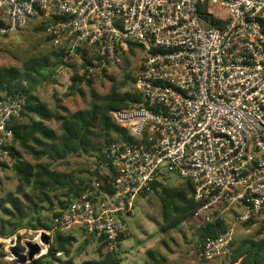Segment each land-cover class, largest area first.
<instances>
[{
    "label": "built area",
    "instance_id": "1",
    "mask_svg": "<svg viewBox=\"0 0 264 264\" xmlns=\"http://www.w3.org/2000/svg\"><path fill=\"white\" fill-rule=\"evenodd\" d=\"M217 8L223 24L212 21ZM32 23L66 62L86 55L89 75L143 53L142 101L112 112L134 141L105 147L94 169L104 179L41 232L80 228L120 250L136 200L175 176L194 188L193 220L227 225L198 247L200 261L230 256L236 229L264 215V0H0V36ZM25 106L20 93L0 99L1 160Z\"/></svg>",
    "mask_w": 264,
    "mask_h": 264
},
{
    "label": "rangeland",
    "instance_id": "2",
    "mask_svg": "<svg viewBox=\"0 0 264 264\" xmlns=\"http://www.w3.org/2000/svg\"><path fill=\"white\" fill-rule=\"evenodd\" d=\"M35 24V23H34ZM37 26L30 24L25 29L19 30L8 36H0V69H15L20 73L24 70V64L38 57H46L49 61V67L41 70L40 74H33L32 77L24 81V84L33 94L42 102L46 103L48 108L62 116L71 115L80 110L90 108L92 90L99 94L108 93L114 85L119 90H130L134 85V79L137 77L140 62L143 57L142 51L137 48L135 53L127 54L126 59L129 62L124 63L119 68L105 69L103 71L95 70L90 73L93 77L92 87L85 84L80 88L83 94L71 90L72 77L84 75L83 63L79 58L65 63L63 66H56L58 59L51 55L52 45L44 32L37 30ZM72 64L77 66V71L72 68ZM107 76V77H106ZM113 77V79L111 78ZM4 94L0 91V96ZM50 127L54 129L57 136L62 135L61 121L53 120ZM24 156L25 161L35 163V160L27 155L25 151L16 147ZM96 152L90 154H81L76 156H67L65 159L53 161L47 157L42 159L43 163L52 162V168L73 175L76 182L80 179L84 183H91L92 171L97 167ZM0 199L9 196H19L23 201L22 212L24 220L32 221L34 227L38 226V220L48 227L52 226L53 212L48 203L43 202V197L31 186H25L14 166L16 159L0 160ZM94 178V177H93ZM156 191L148 196H141L136 200L134 214L125 218L127 235L121 242L119 250L122 264H233L232 257L234 251L246 240L258 241L264 238V215L256 218L251 225H241L235 231L234 245L232 246L230 256L226 259L217 260L210 263L200 261L196 252L199 246L198 231L201 223L197 220H189L180 225L177 229L164 231L166 223L162 215L163 188L173 191L184 185L183 179L171 176L162 183ZM22 188L21 196L19 191ZM61 201H66L59 193ZM26 216V217H25ZM21 229L16 236L12 238H3L0 249V260L9 262L8 257L11 248L17 246L18 236L21 238V244L25 246L27 242L39 244L43 253L35 258V261L48 252V248L54 243L58 233L57 230L52 234L51 243L46 245L41 240V227L31 228L28 224ZM262 231V232H261ZM64 235H70L75 238L73 246L70 248L69 258L75 264H83L87 261H100L111 251L97 238L86 234L82 229L72 227L69 230L61 231ZM109 250V251H108ZM152 253L155 259L149 256ZM5 255L3 258L1 255ZM56 259V260H55ZM59 259L65 261L67 256L61 254L56 258L44 259L42 264H60ZM10 263V262H9ZM236 264H241L240 262Z\"/></svg>",
    "mask_w": 264,
    "mask_h": 264
},
{
    "label": "trees",
    "instance_id": "3",
    "mask_svg": "<svg viewBox=\"0 0 264 264\" xmlns=\"http://www.w3.org/2000/svg\"><path fill=\"white\" fill-rule=\"evenodd\" d=\"M221 15L225 17V19L223 18L224 20H221ZM226 15L228 14L224 9L217 8L214 11L212 21L223 24L226 22ZM33 25L37 26V30L45 33L41 25L37 23H33ZM48 40L50 42V37H48ZM51 55L58 59L56 66L65 65V54L63 52L52 47ZM82 63L85 69L88 64H91L86 55L82 58ZM124 63L128 64L129 62L125 59ZM71 66L77 71L75 64ZM46 67H49L48 59L46 57H38L27 61L24 64L22 73L11 68L0 69V91L4 94L0 96V99L18 93L26 97V106L23 113L20 118L13 120L11 123L15 131L11 157L16 159L14 169L22 183L25 186L32 185L33 189L43 197L41 200L49 204L53 212L52 217H56L66 210L68 203L73 197L81 195L91 187L93 177L97 176L100 179H104V177L100 175V171L97 169L92 171L91 179L89 180L91 183H84L82 179H80V182H76L72 174L57 171L52 168V162L43 163L42 159L47 157L49 160L58 161L65 159L67 156L78 157L81 154L96 152V163L99 166L101 152L105 147L116 142L134 141V138L114 121L112 112L140 103L142 98L134 85L127 91L119 90L118 86L114 85L106 94H99L92 90L90 92L91 106L89 109L80 110L68 116H62L50 110L47 104L36 97L24 84V81L29 80L33 74H40L41 70ZM85 69L84 75L75 74L72 77V91L83 94V90L80 88L81 85L85 84L88 87H92L93 77H90L89 72L85 71ZM102 74L107 75V71L104 70ZM111 78L113 79V77ZM135 82L136 78L134 79V84ZM30 115L38 117L40 121L37 122L30 118V124L22 123V119ZM53 120L61 121L62 135L60 137L57 136L54 129L45 124V122ZM16 147H19L27 155H30L35 160V163L25 161L23 154ZM183 181L184 185L173 191L165 187L163 188L164 195L161 197V201L163 220L166 223L164 231L177 229L180 225L193 219L194 211L198 207V204L194 200V188L188 181ZM161 184L156 183L154 191L158 187L163 186ZM21 192L22 188L19 191L20 196L22 195ZM59 193L67 197V200L61 201ZM23 205V201L19 196H9L5 199H0V238L8 239L16 236L21 229L28 228L25 227V224H28L33 229L41 227L46 231L52 228L44 225L41 220H38L39 225L36 227L31 225L32 221L25 223L24 216H22L24 215L22 212ZM254 220L243 225H251ZM226 229L227 225L224 221L218 224H202L198 231L199 246L204 244L208 238H214L218 234L225 232ZM57 231L59 232L60 230ZM124 239L125 237L121 236L118 244L119 247ZM98 240L108 247L103 239ZM74 242V237L64 235L60 231L54 243L48 248L47 254L29 264H42L44 259L56 258V255L59 253L67 256V259L65 261L59 259L57 262L60 264H75L69 258L70 248ZM15 250L19 253L26 251V247L21 244L19 236ZM118 252L119 249L109 251L102 260L87 261L83 264H122V259ZM4 256V254L1 255L2 258ZM149 256L155 259L152 253H149ZM232 261L233 264L238 262L241 264H264V238L258 241H244L234 251ZM0 264L16 263L15 261L9 263L0 260Z\"/></svg>",
    "mask_w": 264,
    "mask_h": 264
},
{
    "label": "water",
    "instance_id": "4",
    "mask_svg": "<svg viewBox=\"0 0 264 264\" xmlns=\"http://www.w3.org/2000/svg\"><path fill=\"white\" fill-rule=\"evenodd\" d=\"M41 240L46 245H49L51 243V237L45 232L42 233ZM25 247L27 248V253L25 254L19 253L15 249L11 250L12 257L14 258L16 264L32 263L35 261V258L43 252L42 247L39 244L27 242L25 244Z\"/></svg>",
    "mask_w": 264,
    "mask_h": 264
},
{
    "label": "crops",
    "instance_id": "5",
    "mask_svg": "<svg viewBox=\"0 0 264 264\" xmlns=\"http://www.w3.org/2000/svg\"><path fill=\"white\" fill-rule=\"evenodd\" d=\"M30 118L33 119V120H35V121H37V122L40 121V119H39L38 117L33 116V115H30V116H28V117L22 119V123H24V124H30V123H29V122H30ZM51 122H52V121H50V122H45L46 126L50 127V123H51ZM50 128H51V127H50Z\"/></svg>",
    "mask_w": 264,
    "mask_h": 264
}]
</instances>
